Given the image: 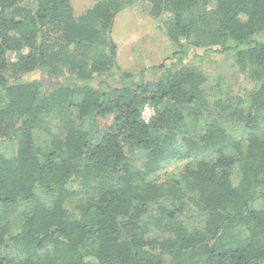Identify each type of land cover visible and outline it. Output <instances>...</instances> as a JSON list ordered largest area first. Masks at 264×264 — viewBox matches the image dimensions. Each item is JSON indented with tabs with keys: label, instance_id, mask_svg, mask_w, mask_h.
<instances>
[{
	"label": "trees",
	"instance_id": "16d2710c",
	"mask_svg": "<svg viewBox=\"0 0 264 264\" xmlns=\"http://www.w3.org/2000/svg\"><path fill=\"white\" fill-rule=\"evenodd\" d=\"M141 1L0 0V264H264V0H145L175 50L136 81L111 27Z\"/></svg>",
	"mask_w": 264,
	"mask_h": 264
},
{
	"label": "rangeland",
	"instance_id": "374dc122",
	"mask_svg": "<svg viewBox=\"0 0 264 264\" xmlns=\"http://www.w3.org/2000/svg\"><path fill=\"white\" fill-rule=\"evenodd\" d=\"M69 1L75 15L83 13L96 2V0ZM147 5L148 3L142 0L135 5L124 7L115 15L111 27V37L117 46L116 61L121 69L132 74V79L136 81L156 78L157 71L151 67L158 65L175 50L174 44L157 26L156 20L146 14ZM251 39L264 41V31L256 32ZM190 48L185 61L200 66L209 74L207 86L213 85L217 76L220 78L224 94H242L251 87L250 83L233 65L232 51L225 54L222 52L206 53L204 48ZM16 55L11 52L8 54V58L14 60ZM36 76L42 78L44 82L49 79L43 71L25 75L22 79L29 80ZM102 80L98 78L94 83L100 85ZM105 80H111V78L105 77ZM182 162L183 160L173 161L164 170H172ZM199 221L200 218H197L194 213H188L186 222L197 224Z\"/></svg>",
	"mask_w": 264,
	"mask_h": 264
},
{
	"label": "built area",
	"instance_id": "2783aa9c",
	"mask_svg": "<svg viewBox=\"0 0 264 264\" xmlns=\"http://www.w3.org/2000/svg\"><path fill=\"white\" fill-rule=\"evenodd\" d=\"M153 114V107L149 103H145L141 109V118L144 121H149Z\"/></svg>",
	"mask_w": 264,
	"mask_h": 264
}]
</instances>
